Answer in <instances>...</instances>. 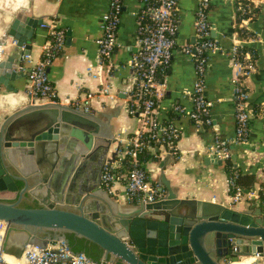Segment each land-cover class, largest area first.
I'll return each mask as SVG.
<instances>
[{
    "label": "water",
    "instance_id": "obj_1",
    "mask_svg": "<svg viewBox=\"0 0 264 264\" xmlns=\"http://www.w3.org/2000/svg\"><path fill=\"white\" fill-rule=\"evenodd\" d=\"M41 22L22 11L12 20L7 34L18 42L0 62V92H17L12 82L22 75L13 65L30 54ZM113 142L92 113L59 102H30L2 117L4 252L21 257L28 245L46 247L58 239L69 245V232L99 245L114 264H230L253 255L264 263L260 208L238 211L180 199L167 182L159 189L166 193L154 202L124 206L107 191L105 197L102 170L116 160L117 151L107 157ZM28 199L37 206H22Z\"/></svg>",
    "mask_w": 264,
    "mask_h": 264
},
{
    "label": "crops",
    "instance_id": "obj_2",
    "mask_svg": "<svg viewBox=\"0 0 264 264\" xmlns=\"http://www.w3.org/2000/svg\"><path fill=\"white\" fill-rule=\"evenodd\" d=\"M108 1L27 0L22 12L27 18L42 21L37 24L32 40L30 55L34 63L39 61L42 46L47 41L48 22L55 20L58 26L65 30L63 49L53 59L49 68L58 102L69 105L89 91L97 93L92 101L91 113L101 121L102 129L112 133L115 139L107 156L111 157L114 151L128 145L139 127L137 117L132 116L129 110L135 87L130 60L136 52V13L140 11L142 4L140 0L125 1L118 29V45L109 61L100 68L97 39L103 34L101 18L107 11ZM198 2L199 0H180L176 47L169 70L162 78L167 82V86L161 89L157 107L158 119L165 123L170 114L175 113L171 121L180 129L177 142L178 158L174 160V157L167 155L161 147L159 158L148 164L149 174L160 187L166 188L167 182L180 199L209 201L238 211L254 212V207L261 209L258 194L264 181V9L255 20L242 24L236 20L237 10L233 2L212 0L208 17L213 26L212 36L220 43L222 51L209 54L206 96L213 101L210 109L212 124L200 129L187 116L178 115L173 109L176 105H180L185 111L193 107L190 92L197 74L192 57L184 52V47L195 42L194 23ZM234 26L246 28L254 34L242 38L232 30ZM235 43L252 46L258 53L255 60L257 71L247 81L253 113L250 138L244 144L234 141L236 118L232 79L236 67L231 61L230 51ZM90 68L93 74H97L96 77L89 73ZM21 75L12 82L18 89L17 92L4 89L0 92V114L3 116L30 102L43 103L31 99L27 74ZM102 88H107L108 92L98 93ZM216 138L227 140L231 149L235 150L234 164L257 177V182L251 188L254 191L253 196L244 201L232 203L231 184L223 166L224 161L221 160L222 163L219 164L211 150ZM102 187L105 190L103 195L107 197L108 192L120 205L136 203L127 198L124 178L114 181L112 191L103 185ZM34 203L37 204V201L28 199L22 200L21 205ZM244 259H250L251 264H264L257 255L241 258ZM230 264L249 263L244 260Z\"/></svg>",
    "mask_w": 264,
    "mask_h": 264
},
{
    "label": "built area",
    "instance_id": "obj_3",
    "mask_svg": "<svg viewBox=\"0 0 264 264\" xmlns=\"http://www.w3.org/2000/svg\"><path fill=\"white\" fill-rule=\"evenodd\" d=\"M126 0H109L107 11L102 15L101 27L103 34L97 39L100 54V68L105 65L118 45V29L121 22L122 8ZM234 3L236 10L243 17L240 22L246 24L252 20L256 13L253 7L264 9V0H229ZM142 7L136 13V52L130 60L135 79V87L131 96L130 114L136 116L139 127L130 138L125 148L117 151L118 160L106 162L102 170V185L109 191L113 190V181L116 178L115 169L121 165L120 160L129 157L130 169L120 175L125 180L127 198L133 202H154L162 198L160 185L151 179L150 174L140 166L137 148L144 145L143 135L151 133V138L163 147L166 154L171 157L178 156L177 142L180 138V129L174 123H165L158 119L157 107L162 87L167 86L165 79H160V69L170 65L176 47L177 32L179 29L180 0H140ZM212 0H199L195 11V37L196 41L187 44L184 52L192 57L196 69V81L190 94L193 98V107L185 111L180 105L173 107L178 115L187 116L193 124L205 129L212 124L210 109L213 101L206 96V72L209 54L222 51L220 43L212 36L213 26L209 21L208 13ZM48 30L47 41L42 46V54L36 63L30 54L23 56L22 60L13 65L18 73H26L28 77V92L36 102H58L57 91L49 76V68L53 59L61 53L66 32L60 28L55 20L46 25ZM0 31V62L5 59L9 51L17 45V39ZM241 43H235L230 51L231 61L236 67L232 79L234 86V108L236 118V134L234 141L239 144L247 143L250 138L249 121L252 110L249 101L248 78L257 71L255 60L251 51H243ZM31 65V66H30ZM94 77L92 69H89ZM102 88L98 93H107ZM97 93L89 91L83 97L75 99L71 105L91 113L92 101ZM1 121V120H0ZM215 158L225 161L232 157L230 143L225 139L216 138L211 148ZM231 185L234 192L231 194L232 203H238L253 196L252 189L238 186L234 180ZM264 194V181L260 187ZM259 196V194H258ZM7 223L0 220V263L2 264H114L109 258L94 260L85 253L74 252L64 239L51 240L46 247L28 245L21 257L20 263H12L4 257L3 240L7 231Z\"/></svg>",
    "mask_w": 264,
    "mask_h": 264
},
{
    "label": "trees",
    "instance_id": "obj_4",
    "mask_svg": "<svg viewBox=\"0 0 264 264\" xmlns=\"http://www.w3.org/2000/svg\"><path fill=\"white\" fill-rule=\"evenodd\" d=\"M260 11H261V6L252 8V13L254 14L256 13V16H254L251 21L257 18ZM243 17H250V15L246 14L244 16H240L239 12L237 11L236 20L240 21ZM232 30L234 32H237L238 36L242 38L249 37V35L254 34L252 31H248V29L243 28V27H238V26H234ZM242 50L251 51L253 54V60H256L258 58L257 50H255L254 47L244 46ZM169 67L170 65L165 66L160 69V72H159L160 79H162L165 73L168 72ZM174 117H175V113H171L169 116V120L166 123L168 122L171 123L172 122L171 120L174 119ZM251 124H252V118L249 121L250 126ZM250 132H251V129H250ZM150 138H151V133L149 132L145 133L142 138L144 140V145H142L141 148L136 149L140 166L146 171L148 175L150 172L148 168V164L153 161H156L159 158L160 148H161L157 142H155L154 140ZM118 158L119 157L117 156V160ZM177 158L178 156H176L174 160H176ZM120 162H121V165L115 169V174H116L115 180L117 178H120L119 177L120 175L127 173L131 166L129 157H125L121 159ZM223 166L226 172L228 173L230 184L232 180H234V182L238 186L251 189L254 187L255 183L257 182V177L255 176V174L244 171L240 166H235L234 161L232 160L231 157L224 161ZM233 192H234V187L230 185V193L232 194ZM259 197H260V207L262 211L264 212V194L261 193V191L259 193ZM22 206L33 207V206H37V204L36 203L23 204ZM65 235L69 241V246L72 249V251L85 253L87 256H89L90 258L94 260H100L101 258L105 257L104 250L96 243H93L84 237L76 236L74 233L67 232L65 233Z\"/></svg>",
    "mask_w": 264,
    "mask_h": 264
},
{
    "label": "rangeland",
    "instance_id": "obj_5",
    "mask_svg": "<svg viewBox=\"0 0 264 264\" xmlns=\"http://www.w3.org/2000/svg\"><path fill=\"white\" fill-rule=\"evenodd\" d=\"M27 0H0V31L9 29L15 15L22 11ZM20 4V5H19ZM3 115L0 114V120Z\"/></svg>",
    "mask_w": 264,
    "mask_h": 264
},
{
    "label": "bare ground",
    "instance_id": "obj_6",
    "mask_svg": "<svg viewBox=\"0 0 264 264\" xmlns=\"http://www.w3.org/2000/svg\"><path fill=\"white\" fill-rule=\"evenodd\" d=\"M4 257L6 259H8L9 261H11L12 263H20L21 261H23V258L17 259L13 254L7 253V252H4ZM244 260H245V262L251 264V260L250 259H244ZM244 260H240V261H244ZM240 261H234V262H240ZM234 262H231V263H234Z\"/></svg>",
    "mask_w": 264,
    "mask_h": 264
}]
</instances>
